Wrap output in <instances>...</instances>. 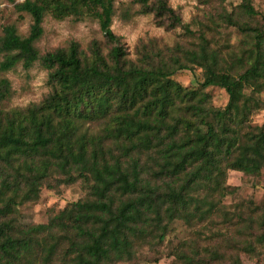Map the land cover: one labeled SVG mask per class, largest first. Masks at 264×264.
Wrapping results in <instances>:
<instances>
[{
    "label": "trees",
    "instance_id": "obj_1",
    "mask_svg": "<svg viewBox=\"0 0 264 264\" xmlns=\"http://www.w3.org/2000/svg\"><path fill=\"white\" fill-rule=\"evenodd\" d=\"M138 1L141 12L154 13L158 25H183L169 0ZM114 2L24 0L16 6L32 18L29 33L22 34L14 22L3 27L0 74L20 63L30 69L40 62L52 90L41 102L7 108L12 83L0 77V264L131 260L144 242L166 236L176 219L206 225L222 212L232 192L230 170L258 174L264 168V125L252 121L264 107V22L237 23L251 48L245 61L239 57L229 67L204 31L200 48L168 55L144 44L140 57L132 60L112 29ZM241 7L251 20L258 15L247 0ZM47 14L98 20L112 44L109 53L94 41L87 55L71 41L41 54L36 42ZM225 19L236 22L233 15ZM238 65L243 67L234 69ZM195 66L204 69L199 87L175 78ZM208 86L226 89L225 107L210 103ZM79 179L88 188L85 198L47 223L20 221L19 205L38 199L43 186ZM251 213H238L233 226L259 215L264 227V203ZM259 238L264 245V232ZM240 249L258 250L251 239ZM178 250L177 264H243L237 253L227 255L219 248L209 257L198 249Z\"/></svg>",
    "mask_w": 264,
    "mask_h": 264
},
{
    "label": "rangeland",
    "instance_id": "obj_2",
    "mask_svg": "<svg viewBox=\"0 0 264 264\" xmlns=\"http://www.w3.org/2000/svg\"><path fill=\"white\" fill-rule=\"evenodd\" d=\"M23 1L1 0L0 34L3 27L12 22L17 24L22 34L29 33L32 18L21 7L16 6V3ZM247 1L258 11L256 20H251L243 12V0H169V4L182 17L183 25L167 29L157 24L154 13L141 12L138 0H115L112 29L120 37L128 58L132 60L140 57L139 50L144 44L153 46L155 52L163 49L168 55L173 50L179 52L180 49L200 48L199 34L204 31L210 39L211 48L226 56L224 66L229 67L239 57H243L245 61L249 56L246 48H251V39H247L237 23L243 25L246 21L252 24L256 21L264 22V0ZM228 15H233L236 22H228L225 19ZM43 26L44 33L36 42L41 54L67 47L71 41L79 42L87 55H91L94 41L99 43L106 55L112 46L98 20L93 18L76 21L73 17L56 19L47 14ZM186 27L194 32H187ZM231 55L235 57L231 58ZM242 67L243 65H238L234 69ZM203 71V68L195 66L193 69L180 70L175 78L185 86L199 87L204 80ZM2 76L10 79L13 89L7 108H24L41 102L52 90V85L48 82V70L40 62H36L30 69H25L20 63L14 69L1 73L0 77ZM205 90L213 106L225 107L228 103L229 94L226 89L208 86ZM260 97L264 104V90ZM252 121L256 125H264V107L253 114ZM227 184L232 192L223 200L226 208L217 212L208 224L196 223V226H192L183 219H176L161 240L144 242L133 259L118 264H177L176 253L179 247L198 249L206 257H209L211 250L219 248L227 255L237 253L243 264H264V245L259 242V235L264 232V227L261 226L259 215H256L257 219L254 221H242L236 227L233 226L239 219L238 213L243 212L246 216L253 217L251 209L263 205L264 168L258 174L230 170ZM87 194L88 188L82 179L55 188L45 185L38 199L19 205L18 217L23 224L47 223L54 215L85 198ZM230 219L231 222H228ZM247 239L255 242L258 249L256 252L240 249Z\"/></svg>",
    "mask_w": 264,
    "mask_h": 264
}]
</instances>
